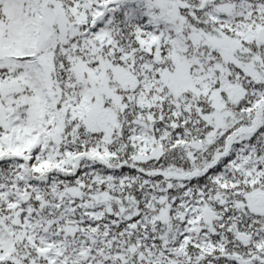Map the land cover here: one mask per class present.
<instances>
[{
	"label": "snow or ice",
	"instance_id": "6c2138e0",
	"mask_svg": "<svg viewBox=\"0 0 264 264\" xmlns=\"http://www.w3.org/2000/svg\"><path fill=\"white\" fill-rule=\"evenodd\" d=\"M0 264H264V0H0Z\"/></svg>",
	"mask_w": 264,
	"mask_h": 264
}]
</instances>
